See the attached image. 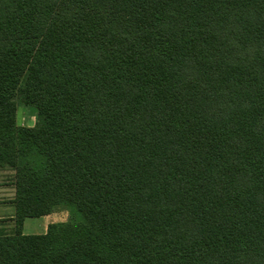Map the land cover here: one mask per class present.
<instances>
[{
    "label": "trees",
    "instance_id": "obj_1",
    "mask_svg": "<svg viewBox=\"0 0 264 264\" xmlns=\"http://www.w3.org/2000/svg\"><path fill=\"white\" fill-rule=\"evenodd\" d=\"M2 169L0 264H264V0H0Z\"/></svg>",
    "mask_w": 264,
    "mask_h": 264
},
{
    "label": "rangeland",
    "instance_id": "obj_2",
    "mask_svg": "<svg viewBox=\"0 0 264 264\" xmlns=\"http://www.w3.org/2000/svg\"><path fill=\"white\" fill-rule=\"evenodd\" d=\"M17 103V123L19 130L22 132L25 129H28L30 127H33L35 123V114L33 109L25 107L19 100H16ZM14 174L15 172L8 170V169H2L0 170V227H7L4 228L9 230V223L7 222L8 214L11 212H14V206L12 205L11 201L14 198ZM53 213H59L61 215V223L56 224H62L66 223L70 220L72 215H76L72 213L68 208L61 207L59 210H56ZM63 215H65L63 217ZM78 217L71 220H77ZM35 219H30L26 222L24 226V231L32 234L36 233L37 231L34 230V223ZM4 231V230H3ZM2 232V231H0Z\"/></svg>",
    "mask_w": 264,
    "mask_h": 264
},
{
    "label": "crops",
    "instance_id": "obj_3",
    "mask_svg": "<svg viewBox=\"0 0 264 264\" xmlns=\"http://www.w3.org/2000/svg\"><path fill=\"white\" fill-rule=\"evenodd\" d=\"M61 215H59V213H52L50 215H47V216H43V217H40V218H32V219H35V225H34V230L37 231L36 233H32V234H29L27 232L24 231V226L26 224V222L28 220H30L31 218H28L24 221L23 223V227H22V234L23 235H43L47 232V228L49 225L51 224H56V223H61ZM65 215H63L64 217ZM14 217V212H11L10 214H8V217H7V222L9 223V230L8 232H10V230L12 229V218ZM4 228H7V227H0V231H5L7 232L6 229Z\"/></svg>",
    "mask_w": 264,
    "mask_h": 264
}]
</instances>
